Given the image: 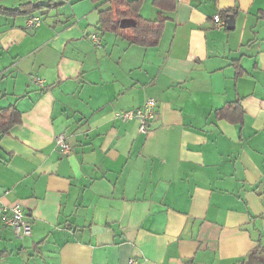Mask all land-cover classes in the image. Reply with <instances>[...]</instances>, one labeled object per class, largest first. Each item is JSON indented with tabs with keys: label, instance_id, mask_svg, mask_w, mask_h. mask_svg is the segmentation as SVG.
I'll return each instance as SVG.
<instances>
[{
	"label": "crops",
	"instance_id": "crops-1",
	"mask_svg": "<svg viewBox=\"0 0 264 264\" xmlns=\"http://www.w3.org/2000/svg\"><path fill=\"white\" fill-rule=\"evenodd\" d=\"M66 2L33 30L0 14V109L22 118L0 134V264H264V0H177L150 48L100 30L108 3ZM141 15L160 18L153 0ZM149 98L147 133L115 119ZM237 103L242 124L218 116Z\"/></svg>",
	"mask_w": 264,
	"mask_h": 264
},
{
	"label": "trees",
	"instance_id": "trees-1",
	"mask_svg": "<svg viewBox=\"0 0 264 264\" xmlns=\"http://www.w3.org/2000/svg\"><path fill=\"white\" fill-rule=\"evenodd\" d=\"M57 0H50L49 4L27 2L20 5L18 8H5L0 6V14L9 17L17 16H32L37 13L43 14L49 12L56 6ZM70 1V0H65ZM95 3L102 2L100 6L108 3V7L100 10L98 26L102 32H109L121 35L125 40L133 45H138L145 48L158 46L167 22L170 18L163 16V13L175 11L177 0H153L155 6L160 12V18L155 21L147 20L141 15V9L145 0H92ZM57 4V2H56ZM230 13L236 14V10H223L220 13L222 19H227ZM133 20L134 27L121 29L120 23L122 20ZM236 109L238 114H234ZM218 116L227 118L236 123H243V111L239 103L229 105L226 108L218 111ZM22 123L20 112L15 106L0 109V134L5 135L15 126Z\"/></svg>",
	"mask_w": 264,
	"mask_h": 264
},
{
	"label": "built area",
	"instance_id": "built-area-1",
	"mask_svg": "<svg viewBox=\"0 0 264 264\" xmlns=\"http://www.w3.org/2000/svg\"><path fill=\"white\" fill-rule=\"evenodd\" d=\"M217 28L225 26V20L221 18L220 15L214 17ZM42 23V20L39 16H32L28 18L26 28L29 30L37 29ZM93 39L97 44H99V38L97 35L93 36ZM31 81L37 84L39 87H45V82L43 79L38 77L36 74L30 76ZM159 116V104L158 101L154 98H149L146 102L135 109L119 111L115 114V119L127 123L130 121L138 122V130L140 133H147L149 125L151 122L157 119ZM56 144L62 148L64 153H70L71 147L67 143V135L60 133L56 136ZM3 211L11 212L10 217H8L6 224L10 226L17 238L29 237L31 235V225L27 222V219L24 215L23 208L19 204H15L10 209L3 207ZM131 264H136L131 261Z\"/></svg>",
	"mask_w": 264,
	"mask_h": 264
},
{
	"label": "water",
	"instance_id": "water-1",
	"mask_svg": "<svg viewBox=\"0 0 264 264\" xmlns=\"http://www.w3.org/2000/svg\"><path fill=\"white\" fill-rule=\"evenodd\" d=\"M226 25H227V29L232 30L234 29L235 26V18L233 15L228 16L227 20H226ZM135 26V22L133 20H122L120 23V28L121 29H128L130 27H134Z\"/></svg>",
	"mask_w": 264,
	"mask_h": 264
},
{
	"label": "rangeland",
	"instance_id": "rangeland-1",
	"mask_svg": "<svg viewBox=\"0 0 264 264\" xmlns=\"http://www.w3.org/2000/svg\"><path fill=\"white\" fill-rule=\"evenodd\" d=\"M73 1L76 2L77 0H73ZM90 1H91V2H90ZM87 2H88V3H92L93 1H92V0H87ZM72 3H74V2H72ZM93 4H94V5H93V9H94L93 12H94V15L97 16V14H98L97 6L99 5V3H94V2H93ZM66 5H67L68 7H71V6H72L71 4H69V2H66V3H64V5H62V6L60 5V6L63 7V6H66ZM100 8H101V7H100ZM100 8H99V9H100ZM98 15H99V14H98ZM90 18H91V16H90ZM95 26H96V24H95Z\"/></svg>",
	"mask_w": 264,
	"mask_h": 264
}]
</instances>
